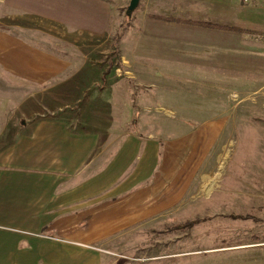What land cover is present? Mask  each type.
<instances>
[{"label": "rangeland", "instance_id": "374dc122", "mask_svg": "<svg viewBox=\"0 0 264 264\" xmlns=\"http://www.w3.org/2000/svg\"><path fill=\"white\" fill-rule=\"evenodd\" d=\"M100 1L108 10L103 13L108 17L105 26L97 14H87L89 0H0L1 32L46 50L73 69L110 72L99 82L92 78L90 86L87 78L88 86L81 83L85 89L81 98L64 103L52 95L44 99L43 88L9 77L0 69V151L22 134H32L34 123L43 118L70 119V132L81 133L85 128L81 117L91 119L92 112L97 122L108 119L111 137L118 133L117 139L127 141L132 135L152 134L161 146L160 161L167 170L151 181V203L143 207L148 214L131 215L127 203L110 205L119 206L118 216L128 213L118 228L123 231L100 244L76 246L85 251L60 255L70 256L68 264L73 259L75 264H264V45L253 36L248 37L256 43L223 31L212 32L214 43L210 38L209 43L195 47L166 42L162 38L186 27L172 30L161 20L164 13L150 9L140 16L137 8L129 16L131 0H92L93 10H102L97 5ZM143 1L149 0H142L139 8ZM252 1L239 3L252 11L245 12L246 22L264 31V0ZM62 23L71 24L70 28ZM86 26H92L93 32ZM148 31L158 38L157 53L198 52L203 58L199 76L188 77L189 83L188 78L126 74L130 68L147 66L132 59L139 55L134 50L138 39L144 46V40L150 39ZM124 57L132 60L131 67L123 64ZM244 59H250L247 66ZM90 100L97 108L88 104ZM188 117L197 123L220 118L221 123L188 124ZM18 153L10 163L28 166V158L20 159ZM33 153L38 160L37 151ZM4 174L19 173L0 169V176ZM15 188L1 196L8 204L0 206L2 223L12 227L15 217H20L15 210L22 201L21 188L14 192ZM16 236L14 230L0 227V240L11 242ZM27 257L31 255L1 251L0 264Z\"/></svg>", "mask_w": 264, "mask_h": 264}, {"label": "crops", "instance_id": "0c3cea01", "mask_svg": "<svg viewBox=\"0 0 264 264\" xmlns=\"http://www.w3.org/2000/svg\"><path fill=\"white\" fill-rule=\"evenodd\" d=\"M89 2L90 8H85L87 14L89 16L97 14V20L105 26L108 22L107 6L104 9L105 4L100 1L97 5L103 7V11L100 9L96 11L91 6L92 0ZM144 3L143 1L141 8L138 7L136 10L140 16L149 9L160 11L164 13L161 20L170 25L171 29L174 26L186 27L187 30L181 31L182 33L177 31L175 36L162 38L166 42L176 40L178 44L195 47L209 43L210 38L214 43L215 31H221L169 21L174 19L241 29L245 33L223 32L241 34L244 37L253 36L258 43L264 45L262 42L264 31L247 24L248 17L245 12L252 11L245 5L240 6V0H149ZM252 3L258 2L253 0ZM149 15L152 16L150 13ZM62 24L69 28L71 25ZM86 28L92 31V26ZM148 33L151 37L144 40L145 46L143 43L140 44L138 39L134 50L138 51L139 55L132 59L134 63H144L147 66L139 68L135 64L138 68L135 70L130 68L126 74L131 77H180L183 81L184 78L199 76L203 58L198 52L189 51V54L180 52L176 55L157 53L155 43L158 38H153V34L149 31ZM183 35L186 37H181ZM253 37H248L247 40L256 43ZM205 38L208 40L205 41ZM217 38L220 41V37ZM123 60L124 65L131 67L132 60L125 57ZM249 60L244 59L245 66ZM233 63L232 65L236 67L237 63ZM0 69L9 77L43 88L44 99L50 100L52 95L53 100L64 103L67 100L81 98L85 90H82L81 83L87 85V78L90 86L94 83L93 79L98 80L104 75H110V72L102 69H73L65 60L20 40L18 36L1 31ZM188 69L196 71L198 75L187 72ZM183 70H186L185 73H181ZM188 79L187 82L190 83V78ZM101 100L100 96L96 100V103L99 101L98 109L103 103ZM88 104L92 108H97L93 106L95 103H92V100ZM100 113L102 115L103 108ZM89 117L88 115L81 117L85 123L84 131L81 133L70 132L67 126L70 119H40L32 128L30 127L35 128L32 134H22L16 143L11 142L0 151V169H13L19 173L14 176L5 174L0 176V206L8 204L1 196L12 190V186L16 187L14 192L21 188L19 196L22 199L21 206H17L15 210L20 215L19 218L15 217L16 225L13 227L6 225L2 223L4 218H0V227L14 230L18 235L11 242L0 240V252L31 255L26 260L12 264H68L70 256L64 253L62 257L60 252L85 251L77 249L76 246L100 244L110 236L122 232L124 228H118L128 213L131 215L135 213L137 217H140L141 213H149V210L143 207L151 203V181L167 173L163 161H160L161 146L153 140L152 134L144 138L132 135L127 141L122 139L123 134L120 135L122 140L117 139L118 133L111 137L106 117H102L98 122L92 118V112L91 119ZM188 118H190V121L186 122L188 124L221 123L220 118H217L216 122L201 123L193 122V117ZM169 120L172 122V119ZM59 130L61 132H58ZM35 133L37 134L34 139ZM111 138L114 143L110 145ZM34 150L38 153V160L34 157ZM17 153L21 155L20 159L27 157L30 164L19 167L10 163L17 160L14 158ZM132 196L134 198L131 199ZM125 203L128 206L126 210L128 213L124 212L123 216H118L119 206L110 208V205L124 206ZM0 213H3L1 208ZM49 253L56 254L53 256ZM73 262L75 264L74 259Z\"/></svg>", "mask_w": 264, "mask_h": 264}, {"label": "trees", "instance_id": "16d2710c", "mask_svg": "<svg viewBox=\"0 0 264 264\" xmlns=\"http://www.w3.org/2000/svg\"><path fill=\"white\" fill-rule=\"evenodd\" d=\"M169 21H173V22L177 21L179 23L193 25V26H199V27L214 28V29L221 30V31H231V32H236V33H245V31L241 30V29L229 28V27L218 26V25H212V24H208V23H197V22H190V21H178V20H174V19H171ZM249 33H250V31H249Z\"/></svg>", "mask_w": 264, "mask_h": 264}, {"label": "water", "instance_id": "95a60500", "mask_svg": "<svg viewBox=\"0 0 264 264\" xmlns=\"http://www.w3.org/2000/svg\"><path fill=\"white\" fill-rule=\"evenodd\" d=\"M141 0H131L130 6L128 7V15L131 16L132 13L139 7Z\"/></svg>", "mask_w": 264, "mask_h": 264}, {"label": "built area", "instance_id": "2783aa9c", "mask_svg": "<svg viewBox=\"0 0 264 264\" xmlns=\"http://www.w3.org/2000/svg\"><path fill=\"white\" fill-rule=\"evenodd\" d=\"M249 0H245V2H248Z\"/></svg>", "mask_w": 264, "mask_h": 264}]
</instances>
